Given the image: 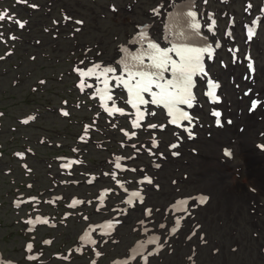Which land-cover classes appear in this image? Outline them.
<instances>
[{
	"label": "rangeland",
	"instance_id": "rangeland-1",
	"mask_svg": "<svg viewBox=\"0 0 264 264\" xmlns=\"http://www.w3.org/2000/svg\"><path fill=\"white\" fill-rule=\"evenodd\" d=\"M34 1L41 6V10L33 11L28 8V10L25 9L22 12V16L25 19L28 17L29 20L28 27L24 30L23 36H25L28 29V36H33L28 39L34 40L36 38L34 36H37V38L42 40L40 48H36L33 44H29L31 48L28 46V53L36 54L37 61L33 63L28 60L23 63L22 71L19 72H22V76L26 81L24 85L16 88L13 87L12 80L15 78L17 71L10 68L7 64L1 65V68H8L7 74L2 75L0 73V109L6 112V116L3 118L4 130L0 131V151L4 152V157L0 158V188H3V205L0 207V249L9 250L17 258L20 256L18 252L21 251L23 244V240L20 238L22 232L18 229L27 227V224H23L20 218L26 216V214L24 212L17 214L12 209L11 197L14 196L17 189L12 187L13 185L9 177L3 175V170L8 167L6 161L10 159V152L19 148L16 141L10 142L9 140L10 135L17 137V133H12L10 127L16 125V117L24 115L31 109L32 100L29 97V93L33 98L42 99L43 102H45V98H51L55 108L61 106L60 101L63 98L62 90L66 87L70 88L71 82H76L77 80L76 76L74 80L69 74L70 63L65 60L67 56H73V59L79 61L87 56L89 59L95 58L96 60L115 62L120 53V46L129 43L130 37L136 34L138 30L137 25L139 24L151 23L155 37L162 39L164 37V22L162 20L166 18L167 13L174 6V2L171 1L172 7H170L169 0H138L137 2L134 0H52V6L49 4L50 0ZM159 2H164V8L160 13L161 15H159L162 17L160 21L156 20L157 16L150 14L151 11L149 12ZM243 2L242 0H231L229 3L221 6L220 19L222 25L220 27V37L224 39L225 46L217 54L216 62L209 65L212 76L219 80L221 79L223 85H225L224 94L228 95L226 99L231 98L229 97L230 94H235V98L238 101L240 95L235 91L236 72L239 74L244 72L246 74V70L238 72L240 67L235 66H239V64L233 65L234 58L232 57L233 51L231 47L233 44L226 38L228 18L224 19L223 13L224 10H228L236 16L237 21L243 22L245 19ZM112 4L116 5L118 11L111 9ZM200 4L201 6H208L204 4L203 0H200ZM210 6L213 8L217 6L214 0H211ZM124 7L126 8L125 10ZM205 10L207 11V9ZM63 11L73 19H85L86 25L82 26L80 32L74 33L71 28L74 22H71L65 28L66 31L70 28L69 35L71 39L62 38L63 32H60V38L54 39L53 33H46L44 28L48 27L51 29L50 19L57 18L60 20ZM252 15L254 14L252 13ZM250 18L251 16L249 18L247 16L246 20ZM263 27L259 35L260 38L253 45L254 54L258 57L259 81L254 82L255 88L252 89L250 95V97H254L258 94L257 97L262 100H264V75L260 70H264ZM54 31L56 32V29ZM241 31L243 32V24L241 28L240 26L234 28L236 37L241 35ZM66 34L65 32V36ZM69 45L71 46L68 47ZM43 53H50L52 59H43ZM223 61L226 63L227 68L221 65ZM62 73L64 74V80L59 83L57 77ZM37 78H44L47 83L45 86L42 84L43 87H40L38 95H32L28 89ZM237 83H241L240 78L237 80ZM246 86L249 85L244 84V87L242 86L241 93ZM56 87L58 89H55ZM257 89L260 91L256 92ZM77 98L79 99L78 96ZM80 99H87V97L83 96ZM226 99L224 97V100ZM247 103L248 100L244 101L242 106H231V104H228L230 105L228 106L227 102H225L222 108L226 115L233 119L234 123L223 129H216L213 127L212 122L209 121V107H203L201 101L195 112V116L200 117L201 122L194 129L197 136L192 142H189V139L182 132L169 127H166L164 131H160L159 133L161 136L160 140H162L160 150L167 158L164 160L161 157L160 163L163 167L157 173L162 188L160 191L150 188L148 200L155 207L156 216L161 218L168 205L174 201L176 196L205 193L211 197L208 205L198 210V214L201 217L203 216L206 222L205 228H207L208 235L211 238V244L200 249L201 264H205V261L211 259L210 253H212L218 238L221 240V243L225 244L224 248L229 252V248L234 244L233 235H230L234 227L238 228V237L241 244H243L240 253L242 255L249 253L252 247L251 243H255L252 239L253 235L250 228V221H253L251 213L264 212V191L259 194L256 192L257 189L252 187V185L246 186L243 184L247 175V167L243 163L244 150L248 149L252 151L253 156L259 160L264 169V152H260L257 148L258 143H264V104L253 114V117L247 116L248 120L253 119L256 121L247 126L246 122L241 119L244 118L242 113L246 115ZM81 106L83 107L84 103L81 102ZM88 107H92V105L88 104L80 110L77 109L76 114L81 115V111L84 109L88 112ZM153 113L152 120L162 123V115L158 111H154ZM41 126L68 129L66 121L59 119L56 114H49L43 116L36 126H31L33 128L22 129L24 138L26 139V136L34 137L38 133V130L35 128ZM232 132H235V135H232ZM224 134H230V140L227 143L217 140L218 137ZM112 136L114 139L115 136ZM176 141L180 142V146L170 150L169 146ZM36 148L39 154L36 157H32L30 162L40 174L35 172L34 176L39 178L38 182L40 185H47L48 168L46 163H44V159L54 157L58 152L45 146H37ZM224 148L232 149L234 158L230 160L226 157L224 158ZM172 152H178L180 156L177 158L173 157ZM89 157L91 159L89 161L90 164L95 167L101 161L103 153L91 150ZM99 157L101 158L98 159ZM150 161V158L144 157L138 164L139 166L148 167L150 166ZM48 162L52 163L51 158ZM14 175L18 179H22V173L18 167ZM39 175H41V179ZM174 180L177 181V184H173ZM244 188L247 190V193L251 194L249 198L248 195L243 196L242 189ZM91 191L94 193L95 188L81 187L77 192L84 195L89 194ZM139 216L140 213L135 212L130 217L128 224L120 231L122 243L115 245L114 249L108 247V252L111 255L124 254L127 248L135 242L137 236L132 227ZM259 223L264 224V219L259 220ZM78 232H80L79 226H71L64 233L57 232L58 237H60L58 243L74 242ZM258 236V238L254 236L253 238L257 239L261 244L263 240L259 234ZM186 237V233L181 235L182 240L184 239L186 242L190 241ZM191 243L195 244L196 240L193 239ZM56 248L58 249L59 246ZM188 252L189 250L185 249L182 255L188 254ZM231 255L233 258L236 257V254L232 253ZM170 259L171 257L167 261ZM215 259H217L216 264L221 262L220 257H216ZM235 261L240 263L242 259L239 260L237 258ZM102 264H106V261L104 260ZM162 264H165V262Z\"/></svg>",
	"mask_w": 264,
	"mask_h": 264
},
{
	"label": "snow or ice",
	"instance_id": "snow-or-ice-1",
	"mask_svg": "<svg viewBox=\"0 0 264 264\" xmlns=\"http://www.w3.org/2000/svg\"><path fill=\"white\" fill-rule=\"evenodd\" d=\"M20 2H27V0H20ZM33 7H35L33 5ZM250 7V5H249ZM187 16L192 19V23L190 24L191 29L199 30L201 28V24L196 20L197 13L195 11H190L187 13ZM12 20V16L8 15L6 12H0V22L5 19ZM66 19H70L67 18ZM210 23L208 25L209 30H213L216 26V20L209 17ZM15 23L19 28H24L26 22H21L20 20H16ZM76 23H82V21H76ZM0 27H3L0 24ZM248 39L251 40L255 35V28H248ZM226 35H231V33H226ZM4 34L0 32V41H3ZM9 39H16L15 36H9ZM6 42V41H4ZM136 43L143 45L145 42L146 47L142 49L140 54H131L128 53L127 49H124L126 56L124 59L120 61L123 65V71L120 75H116V69L111 66H102L100 63H94L86 68H74L79 77V83L77 85L78 88L83 92L87 88H94L95 92L93 98H99L100 106L103 110L109 115L113 116L114 114L125 115V110L123 108L117 107L116 101L112 95L113 89L116 87H123L127 91L128 99L127 104H129L135 111L133 113L134 119L131 121L132 128L138 129L142 127V122L145 119L146 111L142 110V105H147L149 103L163 106L167 109V114L170 117L169 123L175 125L176 127H181L186 131L189 135V138L192 137L191 132V124L192 118L187 111H184L180 105L187 106L191 108L193 106V102L195 101V96L193 94L194 87V76L199 73H204V66L202 63V58L205 53L209 55V57L213 53V49L211 47H203V48H194L188 46H177L173 44L170 48H161L157 43L153 42L151 38L148 36L147 27L141 30L138 36L135 39ZM219 47V44H217ZM170 53H174L177 59H173ZM235 55V51H234ZM145 56L148 58L149 63L145 64ZM84 62L81 61V64ZM249 68H252V64L249 63ZM165 73H170L171 78H166ZM95 79L97 82L96 85L90 84L87 81ZM115 81V83H113ZM41 83H44L41 81ZM102 85V87H101ZM219 84L209 80L208 81V91L206 95L212 102H218L219 96L217 95V89ZM145 94H147L151 99H145ZM111 102V104H110ZM65 103H67L65 101ZM258 106L257 101H253L251 108L254 110ZM62 114L68 116L69 113L67 111H62ZM154 114V113H152ZM212 115L216 117V124H221V113L219 111H213ZM35 119V117H28L23 121V123H28L29 120ZM187 121L188 126H185L183 122ZM90 126H85V134H87ZM150 128H157L158 125L150 124L148 125ZM159 127L163 128V125ZM121 131H124L123 129ZM125 136L129 138L136 135L135 132L128 133L124 132ZM83 139V137H81ZM153 147L157 146V141L155 138L152 141ZM177 144L170 145L171 148H176ZM176 154V153H174ZM231 153L226 152V155H230ZM122 157H116L115 168L122 170V165L120 160ZM73 163H78V161H70L68 164L64 165V167L70 168ZM113 179L116 177V173H112ZM91 182V181H89ZM141 183L147 182L152 183L150 177H145ZM120 184L119 181H117ZM123 187V184H120ZM110 190H104L98 197L101 201V204L105 198L106 193ZM125 191H127L125 189ZM134 199H138L140 202H143V197L139 191H133L130 193L129 199L126 201L129 205L133 204ZM207 197H200V203L206 202ZM83 203L79 200H73L72 205H77ZM187 200H179L173 206L175 210H185L186 211ZM151 209L146 210V214H150ZM39 219V218H37ZM87 219V217H85ZM47 223V221H44ZM31 223V221H29ZM143 223V222H141ZM105 228H112V222H108L104 225ZM164 227V225H161ZM180 227V220H176V226L171 229L173 233H175ZM95 230V229H93ZM82 240H87L89 243L95 244L96 241L90 239V234L85 233L84 236L81 237ZM159 237H155L148 241V243H155L158 241ZM144 245H140L143 247ZM32 245H28V249L31 250ZM151 254V253H149ZM99 255V253H97ZM31 258V257H30ZM135 258L134 256L132 257ZM145 264H147V257H144ZM95 264V262H93ZM114 264H122L120 261H114ZM123 264H128L127 261L123 262Z\"/></svg>",
	"mask_w": 264,
	"mask_h": 264
},
{
	"label": "flooded vegetation",
	"instance_id": "flooded-vegetation-1",
	"mask_svg": "<svg viewBox=\"0 0 264 264\" xmlns=\"http://www.w3.org/2000/svg\"><path fill=\"white\" fill-rule=\"evenodd\" d=\"M254 215L253 221H250V228L252 230V235L256 238L259 236H256L257 233L260 235V238L263 240V242L260 244L257 239H254L252 236V239L254 240L255 243H251L252 247L249 250V253L242 255L240 253V249L243 244H241L240 239L238 237V228L234 227V230L230 233V235H233V240L234 244L231 248H229V252L226 251L224 248L225 244L221 243V240L218 238V241L215 245L217 248L216 251L212 250V253H210L211 259L209 261H205V264H216L217 259L216 257L221 258V262H218L217 264H264V249L262 251V247H264V224H260L259 221H255L254 219L261 220L264 216V212L260 213V215ZM198 224L202 226V229L205 228L204 225H206V222L203 218L198 217ZM258 223V225H257ZM206 229V228H205ZM208 238L211 240L210 236ZM197 242H199V237L196 239ZM214 243V241H212ZM59 245H52V247L49 248H41L39 246L38 251L41 253L42 259L41 261L33 264H59V263H65V264H90L91 261H95V251L91 250L90 253L86 254V257L82 259H68V260H63L62 258L57 259L56 254L61 253L62 256H68L67 251L69 250V253H77L76 251V244L70 245H64V247L59 246L57 249L56 247ZM56 249V250H55ZM187 248H179L178 244L175 242L172 244V251L170 255H164L163 257L157 259L154 264H159V262L165 264H201L200 262V256L201 252L198 249V251L195 253V258H188V255L190 253V250L188 254L182 255L183 250ZM2 252V256L4 257V260H0V264H10V261H15L20 264H23L24 261L21 259H18L14 255H12L9 250L6 251L4 249H0ZM236 254V257L233 258L231 254ZM240 256H239V255ZM171 259L167 261L168 258ZM239 259L242 261L240 263H237L235 259ZM106 261V264H109L108 259H103L99 262V264H102L103 261ZM167 261V262H166Z\"/></svg>",
	"mask_w": 264,
	"mask_h": 264
},
{
	"label": "bare ground",
	"instance_id": "bare-ground-1",
	"mask_svg": "<svg viewBox=\"0 0 264 264\" xmlns=\"http://www.w3.org/2000/svg\"><path fill=\"white\" fill-rule=\"evenodd\" d=\"M190 4L191 3L189 2H185L182 5H179L174 10L173 14H170L169 22L166 24V27L164 30V33H169V35L167 34V38L174 40L173 38L174 35H172L173 34L172 25H174L177 22L181 23L182 25L186 23L188 17L186 16L185 11L189 8ZM182 10H184V12H182ZM176 14H181V15H176ZM183 37L186 40L190 38V35L186 33L185 35L183 34ZM191 41L193 40L190 39L187 41V43ZM171 56L173 59H177L174 53H172ZM262 74L264 75V71H262ZM226 96L228 95L226 94ZM229 97L231 98L226 99L227 104H232L234 106H237V105L242 106L244 104L243 101H238L235 98V94H230ZM158 109L160 110L162 114L164 115L167 114V109H165L163 106H159ZM259 109L260 108H258L257 110ZM246 113H247L246 115L242 113V115H244V118H241V119H243L246 122L247 126H250L252 123H255L256 121L253 119L248 120L247 116L253 117V114L255 112H246ZM232 135H235V132H232ZM217 140L227 143L230 140V134H224L218 137ZM243 163L247 167V175L243 181V184L246 186L252 185V187H255L257 189L256 192H259L261 194L264 191V169L261 166L259 160L253 156L252 151L246 149L243 152ZM222 166H225V165H222ZM242 194L244 197L248 195V198L251 196V194L247 193V190L245 188L242 189ZM136 249L140 250L141 248L137 247Z\"/></svg>",
	"mask_w": 264,
	"mask_h": 264
}]
</instances>
